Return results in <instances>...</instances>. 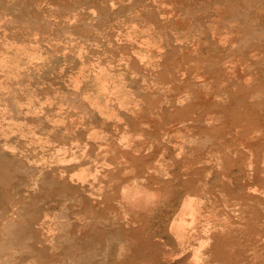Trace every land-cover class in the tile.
<instances>
[{
  "label": "rangeland",
  "instance_id": "374dc122",
  "mask_svg": "<svg viewBox=\"0 0 264 264\" xmlns=\"http://www.w3.org/2000/svg\"><path fill=\"white\" fill-rule=\"evenodd\" d=\"M1 155L0 264H264V0H0Z\"/></svg>",
  "mask_w": 264,
  "mask_h": 264
},
{
  "label": "bare ground",
  "instance_id": "6f19581e",
  "mask_svg": "<svg viewBox=\"0 0 264 264\" xmlns=\"http://www.w3.org/2000/svg\"><path fill=\"white\" fill-rule=\"evenodd\" d=\"M256 1H258V0H256ZM167 4H168V3H167ZM148 6H149V5H148ZM233 7H234V6H233ZM98 8H99V7H98ZM253 9H254V8H253ZM95 13H96V12H95ZM242 13H243V12H242ZM256 13H257V12H256ZM249 15H250V14H249ZM247 16H248V15H247ZM249 17H250V16H249ZM158 22H159V21H158ZM155 31H156V30H155ZM100 37H101V36H100ZM183 41H184V40H183ZM211 41H212V40H211ZM212 43H214V41H213ZM95 44H96V43H95ZM139 44H140V43H139ZM170 45H171V44H170ZM235 47H236V46H235ZM216 49H217V48H216ZM197 51H198V50H197ZM37 58H38V57H37ZM131 61H132V59H131ZM120 63H121V62H120ZM124 63H125V62H124ZM172 64H173V63H172ZM92 67H93V66H92ZM93 74H94V73H93ZM218 74H219V73H218ZM151 77H152V76H151ZM202 87H203V86H202ZM229 88H230V87H229ZM109 89H110V88H109ZM131 89H132V88H131ZM107 92H108V91H107ZM213 93H214V92H213ZM166 100H167V99H166ZM71 101H72V100H71ZM4 104H5V103H4ZM78 107H79V106H78ZM79 109H80V108H79ZM41 116H42V115H41ZM133 127H134V124H133ZM203 131H204V130H203ZM248 131H249V130H248ZM198 135H199V134H198ZM247 137H248V136H247ZM87 140H88V139H87ZM56 141H57V140H56ZM202 141H203V140H202ZM184 142H185V141H184ZM75 146H76V145H75ZM103 147H104V146H103ZM64 150H65V149H64ZM59 152H60V151H59ZM5 153H6V152H5ZM82 154H84V153H82ZM179 155H180V154H179ZM2 156H3V155H1L0 158H1ZM12 158H14V157H12ZM222 158H223V157H222ZM6 159H7V158H6ZM15 159H16V158H15ZM178 159H179V158H178ZM239 161H240V160H239ZM78 163H79V162H78ZM76 165H77V164H76ZM23 166H24V165H23ZM138 168H139V167H138ZM28 170H29V169H28ZM236 170H237V169H236ZM11 171H13V170H11ZM17 171H18V170H17ZM27 173H28V172H27ZM63 173H64V172H63ZM63 173H62V175H63ZM65 173H66V172H65ZM18 176H19V175H18ZM25 176H26V175H25ZM30 176H31V175H30ZM56 176H57V175H56ZM4 177H5V175H4ZM7 177H8V176H7ZM57 177H58V176H57ZM57 177H56V179H58ZM60 177H62V176H60ZM66 177L69 178L70 176H67V175H66L65 178H66ZM5 178H6V177H5ZM31 178H32V177H30L28 180H30ZM233 178H234V176H233ZM6 179H7V178H6ZM26 179H27V178H26ZM48 180H50V179H48ZM51 180H52V179H51ZM54 180H55V179H54ZM58 180H59V179H58ZM71 180H72V179H71ZM71 180H70V181H71ZM26 181H27V180H26ZM30 181H31V180H30ZM32 181H34V180L32 179ZM35 181H36V179H35ZM35 181H34V182H35ZM14 182H15V181H14ZM18 182H19V181H18ZM37 182H38V181H37ZM40 182H41V181H40ZM40 182H38L37 184L39 185ZM56 182H57V181H56ZM63 182H64V179H63ZM73 182H74V181H73ZM91 182H92V181H91ZM19 183H20V182H19ZM24 184H25V183H24ZM20 185H21V183H20ZM30 185H32V184L30 183ZM35 185H36V183H35ZM16 186L18 187V185H16ZM32 186H34V185H32ZM25 188H26V187H25ZM25 188H23V189H25ZM64 188H65V187H64ZM66 188H67V187H66ZM71 188H72V187H71ZM10 189H11V188H10ZM10 189H9V191H11ZM13 189H14V187H13ZM36 189H37V188H36ZM43 189H44V188H43ZM43 189H42V190H43ZM53 189H54V188H53ZM67 189H70V188H67ZM15 190H16V189H15ZM54 190H56V189H54ZM247 190H248V189H247ZM18 191H19V190H18ZM24 191H25V193L27 192L26 190H24ZM24 191H22V192H24ZM30 191H31V190H30ZM46 191H47V189H46ZM20 192H21V191H20ZM20 192H19V193H20ZM57 192H59V190H57ZM19 193H18V194H19ZM29 193H30V192H29ZM31 194H32V193H31ZM74 194H75V193H74ZM74 194H72V195L74 196ZM22 195H23V194H22ZM48 195H50V194H48ZM78 195H79V194H78ZM124 195H125V194H124ZM24 196H25V195H24ZM24 196H22V197H24ZM73 196H72V197H73ZM125 196L128 198V200H129L130 202L132 201V199H133L134 197H135L134 199H135V200L137 199V201L140 199V194H139V193H136L134 196H132L131 194H127V195H125ZM18 197H19V195H18ZM25 197H28V196H25ZM70 197H71V196H70ZM82 197H83V196H82ZM141 197H142V196H141ZM32 198H33V197H32ZM43 198H44V197H43ZM22 199H23V198H22ZM26 199H27V198H26ZM35 199H36V198H35ZM91 199H92V198H91ZM159 199H160V198H159ZM23 200H24V199H23ZM38 200H39V199H38ZM84 201H85V200H84ZM139 201H140V200H139ZM33 202H34V201H33ZM97 202H98V200H97ZM16 203H17V202H15V204H16ZM24 203H26V202H24ZM34 203H35V202H34ZM138 203H140V202H138ZM19 204H20V203H19ZM19 204H18V205H19ZM28 204H29V203H28ZM32 204H33V203H31V205H32ZM85 204H86V202H85ZM98 204H99V203H98ZM20 205H21V204H20ZM34 205H35V204H34ZM93 205H94V204H93ZM139 205H140V204H139ZM14 206H16V205H14ZM23 206H24V204H23ZM29 206H30V205H29ZM79 206H80V205H79ZM83 206H84V205H83ZM97 206H98V205H97ZM16 207H17V206H16ZM16 207H14V209H15ZM20 207H22V206L17 207V209L20 208ZM30 207H31V206H30ZM30 207L28 208V210L30 209ZM136 207H137V206H136ZM25 208H26V207H25ZM25 208H23V209H25ZM31 208H32V207H31ZM37 208H38V207H37ZM140 208H142V207L140 206ZM14 209L12 210V212H13V213H16ZM23 209H22V210H23ZM138 209H139V208H138ZM22 210H21V211H22ZM28 210H27V212H30V211H28ZM32 210H33V209H32ZM32 210H31V211H32ZM141 210H142V209H141ZM16 211H18V210H16ZM40 213H41V212H40ZM19 214H20V213H19ZM33 214H35V213H33ZM12 215H13V214H12ZM41 217H42V216H41ZM56 218H57V216H56ZM136 220H137V219H136ZM134 221H135V219H134ZM170 224H171V223H170ZM128 225H129V224H128ZM14 226H15V225H14ZM18 226H19V225H18ZM169 226H170V225H169ZM51 231H52V230H51ZM100 236H102V235H100ZM20 237H21V236H20ZM51 242H52V241H51ZM78 242H79V241H78ZM81 244H82V243H81ZM1 246H2V245H1ZM78 246H79V245H78ZM133 253H134V252H133ZM182 253H183V252H182ZM185 253H186V252H185ZM196 255H197V254H196ZM135 257H136V256H135ZM172 258H173V257H172Z\"/></svg>",
  "mask_w": 264,
  "mask_h": 264
}]
</instances>
